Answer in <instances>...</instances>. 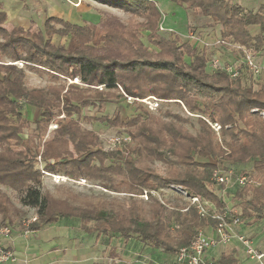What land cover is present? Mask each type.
I'll use <instances>...</instances> for the list:
<instances>
[{"label":"trees","instance_id":"obj_1","mask_svg":"<svg viewBox=\"0 0 264 264\" xmlns=\"http://www.w3.org/2000/svg\"><path fill=\"white\" fill-rule=\"evenodd\" d=\"M97 1L120 9L126 21L103 15L97 23L79 25L51 16L31 31L8 28L7 13L0 7V228L32 232L59 218L76 219L86 233L133 240L152 251L160 249L171 259L190 243L197 229L214 222L201 218L188 202H161L151 195L143 200L137 194L176 185L189 196L199 195L222 206L213 171L220 166L234 169L248 161L252 162L247 171L254 184L233 186L227 197L232 194L242 203L243 218L262 220L264 119L258 111H264V87L248 84L246 71L237 78L212 71L205 49H198L190 40L181 42L178 37L159 34L161 13L152 0ZM169 1L208 17L221 27L223 40L244 47L264 45L261 12H245L230 0ZM249 25H258L259 34L252 37ZM142 31L148 32L147 42L156 50L143 44ZM55 35L66 37V44L55 45ZM26 70L45 75L50 82L43 88L28 87ZM74 79L77 84H67ZM149 97L160 100L159 105L183 104L188 113L198 115L199 131L189 132L185 127L188 119L167 108L144 107L140 100ZM128 98L139 112L125 122L115 114L113 121L129 139L110 149L98 147V133L78 122L82 108L100 111L106 102ZM28 108L39 110L37 119L27 117ZM199 110L205 115L196 113ZM57 111L64 117L42 142ZM87 119L104 122L94 116ZM212 123L220 125L222 140ZM31 124L37 133L24 136ZM40 142L46 172L95 182L123 197L41 191L43 174L36 161ZM154 162L164 166L163 175L150 168ZM1 187L15 192L23 207L33 209L36 220L24 226L23 208L16 207ZM109 255L116 257L113 248ZM232 262L231 256L220 259L221 264Z\"/></svg>","mask_w":264,"mask_h":264},{"label":"rangeland","instance_id":"obj_2","mask_svg":"<svg viewBox=\"0 0 264 264\" xmlns=\"http://www.w3.org/2000/svg\"><path fill=\"white\" fill-rule=\"evenodd\" d=\"M157 1L158 3H160L162 0H157ZM2 2H4L6 6H8L6 9L7 16H8L6 26L8 28H11L12 26H20V27H23L24 29H30L31 31H36L41 26L42 20L45 18V15H47V17L50 16L44 10V8L47 6L39 0H26V1L21 0L20 2L19 0H2ZM15 5H17L19 11L15 13L14 15L11 13L13 11L11 9L15 8ZM10 6L12 7L11 9H9ZM106 10H107L106 12L111 13V15H115L119 17L123 22L126 21V16L122 13L120 9L109 6L107 7ZM162 11L163 12L160 11L161 18L162 19L166 18L164 22L162 21L165 27H167V25H170L176 29H180V31L185 30L186 22L188 21V15L186 14V11L183 8V6L175 4V6H170L169 8L163 9ZM93 13H95V11H93ZM17 14H18V17H17ZM20 14H22L24 17L23 18L19 17ZM136 20L139 21L140 19L136 18ZM163 30L164 29L159 30V34H161L164 37L180 38L177 34L166 32L165 30L164 31ZM147 34H148L147 31H142L141 40L143 44L147 46L149 50L154 51L156 50V48L147 42V39H146ZM180 41L185 42V39L180 38ZM52 42L55 45H65L67 42V38L58 37L55 35L52 38ZM49 82L50 81L45 75H39L29 70L25 71V83L28 87L43 88ZM70 83L77 84L78 79L68 80L67 84H70ZM140 101L142 102V100ZM131 103H132V98H128L127 101L120 100V101L106 102L105 104L102 105V109L100 111H98L97 107H94V108H92L91 106L84 107L81 110V115H80L78 122L82 128L88 129V130H94L98 133L99 140H100L99 144L97 145L98 147L105 149V150L110 149L113 147V143L110 141L111 138L125 136L123 127L119 126L113 121L115 114H117L120 120L125 122L129 117L139 112V110L135 108V105ZM142 104L144 107L145 106L147 107L145 103H142ZM159 106L162 108H167L172 113H175L184 118H187L188 122L185 124V127L187 128L189 132L196 134L199 131V125L196 120L198 115L195 113H191V114L188 113L187 108H185L183 104L164 103ZM260 112L261 111H258L259 116L262 119H264V117L260 114ZM196 113L205 115L204 113H202L201 110L197 111ZM93 116L97 118H102L104 122L100 123V122L90 121L87 119ZM27 117L30 120H35L37 119L38 116L37 114L33 116L31 113H28ZM63 117H64V114L62 111L56 112L55 119L50 123L51 125L49 124L50 126L48 125L46 132L42 136V142L47 139L48 135L50 134L52 130L56 129L58 125L57 123L58 119L60 120ZM74 118H76V116H74ZM23 132H24L23 133L24 136H27V135L33 136L37 133L35 127L32 124L28 125V127H26ZM215 133H216L218 140L220 139L222 140V137L220 136V130ZM224 140H228V139L226 138ZM42 142H40L38 145L39 154H41V151H42ZM221 142H224V141H221ZM15 149L17 151L23 150L22 147H16ZM38 164L39 162H37V167H38ZM251 164L252 162L248 161L242 165H238V166L235 165L234 169L236 170L237 173H239L240 171L245 172L251 169ZM42 167L44 169V163L42 164ZM150 168L156 170L161 175L164 174V170H165L164 166H162L158 162H154L153 164H151ZM49 174H52V173H49ZM60 176H63V175H60ZM83 180L84 179L77 181V180L67 178L66 176H63L62 180L55 181V179L51 175H42L39 188L41 191L50 193L52 195H59L60 192L70 191L76 194L85 195L87 197H94V198H99V197L110 198L113 196L123 197L122 194H114V193L112 194L106 190H103L98 185H96L95 182H90L88 180L83 181ZM1 188H2V191L5 192L10 197L12 203L16 207L23 208L21 210L25 212L24 217L31 216L33 214V209L23 207L20 204L19 198L15 194V192L5 187H1ZM226 190H227L226 195L224 196H226V198L229 199L227 197L228 196L227 192L228 190H230V192L232 193V187H228ZM179 191H180V187L176 185H170L168 188H165L162 193H160L161 198L165 202L166 201L167 202L177 201L180 203L184 201L187 202L185 199L178 197V196H181ZM139 195L140 194H137L136 197L140 198ZM229 196H231V198L229 200H226V204L229 206H234L235 208H237V210H242L243 212L244 207L242 203H239L233 197L232 194ZM242 212H241V216L243 217ZM71 221H75V219H71ZM243 221H244V225L246 226L245 230L247 231V233L251 234L252 232L257 231L261 234H264V221L256 222L253 219H249V220L245 219ZM131 244L133 246L134 244L133 240L126 241V240L119 239V238H113L112 243L106 248V253H105L103 264H150L151 262L163 264L169 259V257H167V255L164 254L160 249H154L152 251V249H150L149 247H146V245H141L138 242H137V249H136L134 248V246L132 247ZM110 248H113L115 250V253H116L115 258H112L111 255H109Z\"/></svg>","mask_w":264,"mask_h":264},{"label":"crops","instance_id":"obj_3","mask_svg":"<svg viewBox=\"0 0 264 264\" xmlns=\"http://www.w3.org/2000/svg\"><path fill=\"white\" fill-rule=\"evenodd\" d=\"M39 1L47 6L44 10L50 15L48 17H58L79 25L86 22L97 23L101 16L111 15V13L106 12L109 6L99 3L97 0ZM230 1L240 6L245 12L252 14L261 12L264 15V0ZM153 2H155L161 12H163V9L175 6L174 3H170L168 0H162L160 3L157 0H153ZM0 3L1 9L7 13L6 9L8 6L2 0ZM11 8L10 6L9 9ZM11 10H13L11 13L14 15L19 11L17 5ZM185 11L188 15V21L184 31H180V29L170 25L165 27L163 22L166 18H161L160 26L166 32L177 34L185 41L190 40L188 39V34L192 33L195 39L190 40V43L198 49H205L210 58L218 59L223 64L232 63L242 56L241 52H239L240 50L231 45L234 43L230 40H226V44L218 42L221 40V27L219 25H213L210 19L201 15L200 12L193 13L186 9ZM19 17L23 18L24 16L20 14ZM45 18H47V15H45ZM248 30L252 37L260 32L258 25H249ZM250 47L255 54L256 62L262 69L256 86L264 87V45L260 48H255L252 44ZM28 112L33 116L39 115V110L34 108H28ZM261 221H264V219L262 218ZM80 225L79 220L71 221V219L59 218L56 222L44 225L36 231L21 232L14 228L8 235H0V244L11 250L14 256L13 261L4 264H22L23 262H26V264H103L106 248L112 243L113 239L98 238L96 233H86L81 229ZM245 227H243L244 231H246ZM250 235H252L258 246H264V234L254 231ZM133 246L137 249V243L133 244ZM210 255L219 259L223 256H231L233 262L238 264H252L234 243L213 250Z\"/></svg>","mask_w":264,"mask_h":264},{"label":"built area","instance_id":"obj_4","mask_svg":"<svg viewBox=\"0 0 264 264\" xmlns=\"http://www.w3.org/2000/svg\"><path fill=\"white\" fill-rule=\"evenodd\" d=\"M163 28L160 27V30ZM188 39L194 40L192 33L188 34ZM220 44H226V40H219ZM230 44V43H228ZM241 51L242 56L232 63L223 64L218 59L210 58L209 68L212 71H223L231 78L241 76L242 71L247 73V83L256 86L258 76L261 73V67L256 62L255 54L251 47L239 46L238 44H231ZM150 110H155L160 103V100L149 97L142 100ZM256 112L257 109H252ZM260 114L264 117V111ZM51 125V124H50ZM49 125V126H50ZM215 132L220 130V125L217 123L211 124ZM128 137H114L110 141L113 147L120 144L121 141L128 140ZM36 161L39 162L38 168L43 175H51L55 181H60L63 176L57 174H49L42 167L40 154L36 156ZM212 180L215 188L219 189L220 197L223 198V205L219 206L215 202L209 201L199 195L189 196L180 188V195L188 202L189 206L194 207L196 213L205 219H210L214 224H208L203 228L196 230L190 243L187 246L181 247L172 257L163 264H221L220 259L210 255V252L234 243L239 247L245 258L251 261L252 264H264V246H258L252 235L243 230L245 218L241 216L242 210H237L234 206L226 204V189L228 187L238 186L244 187L246 185L254 184L248 172L237 173L232 167H217L212 174ZM84 181V180H83ZM156 190H143L139 195L140 198L148 199L149 195L157 197L161 202V192ZM238 207V206H237ZM239 208V207H238ZM187 210V208H185ZM37 215L33 213L22 220V224L27 226L34 220ZM264 219V217H263ZM249 220V219H246ZM11 232V227L3 226L0 228V235H8ZM29 232V231H24ZM14 256L11 250L0 244V264L13 261ZM150 263V262H149ZM22 264H26L23 262ZM159 264V263H150ZM225 264H238L236 262Z\"/></svg>","mask_w":264,"mask_h":264}]
</instances>
